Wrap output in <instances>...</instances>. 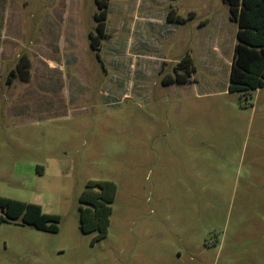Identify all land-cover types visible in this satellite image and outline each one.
I'll list each match as a JSON object with an SVG mask.
<instances>
[{"label": "rangeland", "instance_id": "obj_1", "mask_svg": "<svg viewBox=\"0 0 264 264\" xmlns=\"http://www.w3.org/2000/svg\"><path fill=\"white\" fill-rule=\"evenodd\" d=\"M96 12L0 0V197L61 218L50 233L0 208V264H264V88L228 91V5L110 0L100 60ZM186 54L192 82L164 85ZM90 180L116 185L102 238L81 230Z\"/></svg>", "mask_w": 264, "mask_h": 264}, {"label": "trees", "instance_id": "obj_2", "mask_svg": "<svg viewBox=\"0 0 264 264\" xmlns=\"http://www.w3.org/2000/svg\"><path fill=\"white\" fill-rule=\"evenodd\" d=\"M223 1L229 7L230 19L238 25L228 91L247 95L264 88V0ZM96 5V27L89 34V39L91 49L97 52L100 60L102 42L109 38L106 30L110 0H96ZM166 19L170 24L184 25L193 16L183 18L177 14L176 9L171 8ZM19 71L23 76L27 74L26 71ZM195 72L193 60L186 54L174 68L173 75H167L162 82L164 85L190 83ZM11 76H14V71ZM115 195L116 185L112 181L87 182L80 196V219L84 232L97 231V238L107 235ZM0 208L5 211L8 220L20 219L23 224L38 230L59 232L60 216L44 213L40 205L0 197ZM0 220L5 221L3 217Z\"/></svg>", "mask_w": 264, "mask_h": 264}, {"label": "water", "instance_id": "obj_3", "mask_svg": "<svg viewBox=\"0 0 264 264\" xmlns=\"http://www.w3.org/2000/svg\"><path fill=\"white\" fill-rule=\"evenodd\" d=\"M3 213H5V211H3ZM81 230H83V228H81Z\"/></svg>", "mask_w": 264, "mask_h": 264}]
</instances>
